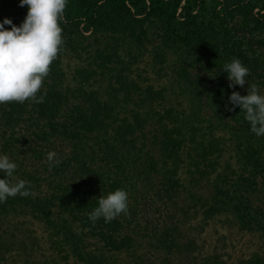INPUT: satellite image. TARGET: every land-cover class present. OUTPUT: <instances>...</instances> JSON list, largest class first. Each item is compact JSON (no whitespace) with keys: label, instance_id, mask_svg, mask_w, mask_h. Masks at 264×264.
Instances as JSON below:
<instances>
[{"label":"trees","instance_id":"trees-1","mask_svg":"<svg viewBox=\"0 0 264 264\" xmlns=\"http://www.w3.org/2000/svg\"><path fill=\"white\" fill-rule=\"evenodd\" d=\"M261 3L67 0L60 25L63 46L36 94L43 101L0 104V154L18 165L12 182H30V195L0 203V223L22 218L43 226L50 254L38 263L216 264L215 256L196 252L198 236L188 232L190 219L196 231L222 214L245 229H264V205L248 198L264 175V136L250 131L240 108H234L237 127L230 133L243 166L237 175L221 178L206 199L198 187L204 166H195L196 175L191 170L208 150L203 141L211 132L197 134L186 113L161 110L164 98L157 91L144 89L138 100L121 96L118 88L130 74H119L126 66L104 64V58L112 57L108 54L116 55L115 46L125 43L151 46L162 65L174 54L180 63L178 84L198 103L205 101L215 123L226 126L220 114L232 107L227 97L236 86L228 87L221 67L234 58L254 64L252 49L264 56ZM18 5L19 0H0V21L7 17L19 26L27 6ZM254 9H259L255 15ZM196 62L204 71V87L186 69ZM114 73L123 82L118 88ZM207 121L214 125L211 118ZM49 151L60 161L51 168ZM182 167L185 178L180 177ZM117 188L129 193L127 214L108 223L89 221L97 199ZM2 245L0 264L16 249L9 242ZM241 264L264 263L252 258Z\"/></svg>","mask_w":264,"mask_h":264},{"label":"rangeland","instance_id":"rangeland-1","mask_svg":"<svg viewBox=\"0 0 264 264\" xmlns=\"http://www.w3.org/2000/svg\"><path fill=\"white\" fill-rule=\"evenodd\" d=\"M261 1L263 10L261 13H263L264 0ZM258 11L259 9H254L252 14L255 15ZM150 32L152 33V31ZM116 46L114 49L116 55L108 54L112 57L107 60L104 58V64L108 63L109 67L113 69H122L126 66V71L119 74H130L128 75L129 81L123 85L122 89L118 87L123 82L119 81L117 73L113 74V80H116V87L121 96L125 97L127 94L131 98L130 100H138L139 97L145 96L142 94L144 89L149 88L152 91H157L164 98L161 110L164 108L179 114L186 113V119L189 120L191 128L197 134L204 131L211 132L207 137L209 141L207 143L203 141L208 145V150L197 162L194 160V168L191 170V174L196 175L195 166L197 164L199 168L204 166L205 173L198 187L202 190L203 198L211 197L216 192L217 183L219 184L221 178L237 175L243 166V162H238L235 157V145L230 133L233 128L237 127L234 109L229 111V107H225L224 111L228 113L220 115L224 117L227 125L219 126L218 122L215 123V116L205 101L198 103L197 99L189 96L191 92H187L184 86L178 84L175 74L180 63L174 54H170L167 62L162 65L161 60L154 56L155 50L147 44H144L142 49L134 48L127 43L120 44L117 48ZM252 50L251 55L255 63L245 65L249 69L248 84L255 85L260 94H264L263 51ZM200 62H196L194 68L189 70L187 67L186 69L194 76V80L204 87V71L199 68ZM69 64L72 65L73 62ZM101 84L105 85L104 79L101 80ZM125 85H129V89L124 90ZM247 87L246 83L243 88L240 86L235 88L237 92L246 95ZM191 96L193 95L191 94ZM209 118L214 124L212 127L208 126ZM193 153L195 152L193 151ZM261 154L264 156V149ZM186 172V168L182 167L179 171L180 177L185 178ZM248 198L256 206L264 205V175L257 179L256 189L251 192ZM192 220H189L188 232L198 236L196 252L200 256H215L216 264H241L252 258H258L264 263V229L249 230L240 227L228 214L212 218L199 231L194 230L191 224ZM2 231L4 233H1ZM0 233L3 234L0 239L1 246L5 242H9L16 248L9 252V256H6V260L2 264H40L38 262L43 261L50 254L47 251L49 244L43 226L35 220L22 218L14 219L11 222L2 220ZM58 261L59 264H63L61 260Z\"/></svg>","mask_w":264,"mask_h":264},{"label":"clouds","instance_id":"clouds-1","mask_svg":"<svg viewBox=\"0 0 264 264\" xmlns=\"http://www.w3.org/2000/svg\"><path fill=\"white\" fill-rule=\"evenodd\" d=\"M66 4L67 0H19L18 6H27L20 25L7 17L0 21V104L43 101V96L36 94L62 49L60 25ZM6 25H10V29ZM221 69L227 74L229 88L248 85L246 95L237 91L228 95L232 106L228 110L238 106L250 125V131L257 137L264 136V94H260L255 85L248 84L249 69L237 58L225 63ZM46 158L50 168L60 162L54 151H49ZM17 167L8 155L0 154V203L17 195H30L29 181L12 182ZM128 204L129 193L117 188L97 199V206L89 213L88 219L92 223L100 219L108 223L121 213L127 214Z\"/></svg>","mask_w":264,"mask_h":264}]
</instances>
